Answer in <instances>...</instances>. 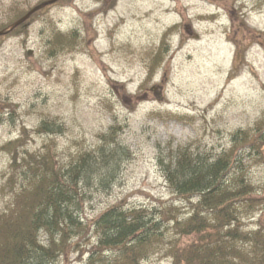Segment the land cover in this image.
<instances>
[{"label": "rangeland", "instance_id": "374dc122", "mask_svg": "<svg viewBox=\"0 0 264 264\" xmlns=\"http://www.w3.org/2000/svg\"><path fill=\"white\" fill-rule=\"evenodd\" d=\"M44 1L0 0V31ZM263 120L264 0H58L0 36V212L12 199L4 177L13 175V192L28 183L24 156L49 153L56 169L86 160L94 172L78 190L88 228L50 263L83 264L97 240L91 221L105 209L178 204L159 160L182 148L217 156L232 133ZM248 179L261 193L264 162ZM236 217L249 240L264 207ZM194 239L168 233L140 264H172Z\"/></svg>", "mask_w": 264, "mask_h": 264}, {"label": "trees", "instance_id": "16d2710c", "mask_svg": "<svg viewBox=\"0 0 264 264\" xmlns=\"http://www.w3.org/2000/svg\"><path fill=\"white\" fill-rule=\"evenodd\" d=\"M249 132L232 133V144L214 157L182 148L173 150L167 160H159L168 189L181 197L178 204L158 202L151 208L118 204L105 209L91 221L97 240L83 264H140L167 244L168 233L195 236L170 255L172 264H242L248 256L262 264L264 225L251 232L248 240L239 234L236 217L241 208L264 207V184L260 193L248 179L250 168L264 162V126ZM113 133L105 141H112ZM17 152L16 148L11 151V156L15 154L12 168ZM50 156L29 154L30 161L24 156L30 176L20 192L12 191L13 175L4 177L1 190L9 191L12 199L0 212V264H50L72 234L88 228L79 218L84 194L78 188L83 177L85 182L91 179L94 168L84 160L56 169ZM106 176L102 182L111 183L114 175ZM178 205L187 209L186 216H180ZM40 232L45 242L40 241ZM238 242L252 248L249 255Z\"/></svg>", "mask_w": 264, "mask_h": 264}, {"label": "water", "instance_id": "95a60500", "mask_svg": "<svg viewBox=\"0 0 264 264\" xmlns=\"http://www.w3.org/2000/svg\"><path fill=\"white\" fill-rule=\"evenodd\" d=\"M57 0H46L38 5H36L35 7H33L32 9H30L24 16H22L20 19H18L16 22H14L9 30L14 29L15 27H17L18 25L22 24L23 22H25L34 12L40 10L41 8H43L46 5H50L52 3H55ZM3 32L0 31V35H2Z\"/></svg>", "mask_w": 264, "mask_h": 264}]
</instances>
